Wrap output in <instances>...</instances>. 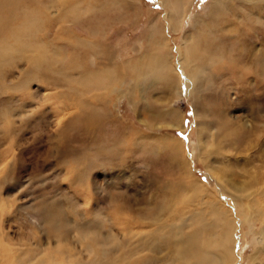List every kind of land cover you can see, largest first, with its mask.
<instances>
[{
    "label": "rangeland",
    "instance_id": "obj_1",
    "mask_svg": "<svg viewBox=\"0 0 264 264\" xmlns=\"http://www.w3.org/2000/svg\"><path fill=\"white\" fill-rule=\"evenodd\" d=\"M129 1L131 12L115 0H0V45L26 42L30 50L0 62V264H145L153 251L146 241L160 264H172L166 222L202 206L184 195L186 173L236 215L238 264H264L263 253L254 260L264 250L260 225L247 220L251 209L235 197L264 190V0H235L233 16L219 30L207 28V39L222 36L227 49L208 54L222 60L208 62L212 73L199 93L187 95L184 81L168 95L151 84L135 94L136 104L123 68L114 84L91 86L83 76L102 81L107 69L133 59L134 49L144 51L147 11L160 4ZM207 1L192 0L179 29L168 33L175 58ZM30 18L36 23L23 28ZM236 57L240 64L228 65ZM199 136L204 159L196 157ZM170 140L183 145L190 172L169 157Z\"/></svg>",
    "mask_w": 264,
    "mask_h": 264
},
{
    "label": "bare ground",
    "instance_id": "obj_2",
    "mask_svg": "<svg viewBox=\"0 0 264 264\" xmlns=\"http://www.w3.org/2000/svg\"><path fill=\"white\" fill-rule=\"evenodd\" d=\"M115 1L120 6V8H122L121 9L122 12H131L133 10L132 9L133 5H132L131 1H129V0H115ZM234 1L235 0H208L207 3L202 8L201 14L199 13L200 15L198 14V15H194L192 17L193 19L190 22L191 31H187L184 33L181 44L176 48L177 56L175 58V56L173 54H171V52H170V45L168 43V41H169L168 33L169 32H175V31H177V29H179V25L182 24V20H183L182 18L184 16H185V18L187 17L188 13L191 11L194 4L192 5V3H191L192 0H158V2L160 4V10L155 11V12H153L152 10L151 11L146 10L147 11V15H146L147 19H146V24H145V29H144L145 31L143 34V40L145 42L144 51L143 52L142 51L136 52V49H134L133 50L135 53L134 58L131 60H128L125 63L120 62V63L116 64V66L112 69H107L109 71V73L107 72L106 74L102 75L103 76V78L101 77L102 81L100 78L97 81H96V79H94V78H96V76L93 75L95 72L92 74L93 75L92 79L89 78L90 75L87 76V75L82 74L86 78L85 82H89V84L91 86H94L97 84L102 86L108 80L111 81L113 78H117L118 73H120L122 71L121 69L123 68L124 70H126V73L128 74L127 78H129V80H127V78H126L127 83L125 85V91L128 94L130 101H132L133 104H136V102L138 101V100L137 101L135 100L136 101L135 102L133 100L135 98V94L138 95L137 92H139L140 90H141L140 93L146 91L147 86L148 85L150 86L151 84L152 85L155 84L162 91H165V92L168 91L169 92V93H166L165 95H168L171 92L172 93L174 92L176 94L181 92V89L183 87L182 81H184V83H185L184 86L186 88V92L188 93L187 95L191 94L192 91L199 90L201 88V86L203 85L204 81L206 79L210 78L211 73H212L211 69H210V65L208 64V62H210V64L213 63L216 65V64L220 63L222 60V57H214L213 55H212L213 57L207 58L208 54L209 53H215V51L223 52L227 49L223 45L222 36L220 37V39L215 38V37H212L211 40L207 39V37H206L207 28H209V29L214 28L216 30L215 27H217V29L219 30V25H220V22L222 21V19L223 18L226 19V16L227 17H230V15L233 16V14H231V12H235L234 7H232V3H234ZM241 1H243V2L248 1L249 2V1H254V0H241ZM114 4H115V2H114ZM65 6H66V4H65ZM77 6H78V4H77ZM138 8H141V7L139 6ZM78 10H79V8H78ZM82 14H84V13H82ZM102 14H103V12H102ZM61 17H63V16H61ZM3 18H5V16ZM70 18H68V19H70ZM22 20H21V22H22ZM45 20H47V19H45ZM34 21H35V19H33V18H30L28 21L26 20V24L23 25V28H26L29 26L31 27L34 23H36ZM208 23H209V25H208ZM0 24H2V23H0ZM252 36H254V34ZM208 37H210V34ZM17 39L19 41V38H17ZM143 40H141V41H143ZM39 44L40 43H38V46H39ZM34 45L35 44H33L32 46L34 47ZM46 46L41 45L42 48H44ZM72 48H74V47H72ZM19 49L21 51H27V55L30 52L29 44L26 42L21 44V45H18V46L16 44L15 47H14V45L13 46L12 45L4 46L1 44L0 45V62H5L8 57H10L12 54H14L15 51H17ZM138 50H139V48H138ZM238 51H239V48H238ZM252 51H253V49H252ZM242 56H244V55H242ZM239 57H241V56H239ZM239 57L235 58L238 60L231 61L230 64H228V65L233 64L232 66H234V67L236 66V64L239 65L240 64L239 62L241 60ZM228 59H229V57H228ZM249 59H250L251 63H253L252 61H255V60H253V58H249ZM41 60H43V59H41ZM248 65L249 64H247V66L244 65V67L248 70L250 68V71L254 70L253 65H252V67L250 65L249 66ZM255 65H256V62H255ZM255 73H257V72H255ZM123 74H125V73H123ZM250 74H253V73H250ZM256 79H257V77H256ZM111 83H112V81H111ZM112 84H114V83H112ZM88 87H89V85H88ZM96 90H98V89H96ZM195 95L197 96V94H195ZM128 96H127V98H128ZM140 96H141V94H140ZM167 98H169V97L167 96ZM164 99H166V98H164ZM97 101H99V100H97ZM194 105L196 107H199L200 103H199L198 99L194 100ZM93 113H94V111L92 113L91 112H85V114H84V116H82V118L87 120L86 117H88V118L92 117L94 115ZM99 113H100V111H99ZM168 113H169V111H168ZM196 113H198V112H196ZM96 116H99L98 112L96 113ZM174 119H175L174 117L171 118L172 121H175ZM81 121H83V120H81ZM94 121H96V119ZM68 125H69V123L67 122L64 127L66 128V126H68ZM201 125L203 126V124H201ZM223 127H225V126L223 125ZM248 127H249V125H248ZM201 133H203L202 129H200L198 131V135H200ZM213 143L215 145L216 140ZM165 144H166V148L169 150V155H170L169 157L175 161L180 162V164L185 167L184 171L190 172L189 168L187 167L188 162L185 158L186 156H184L183 152H181V148L183 151V145L181 144V142L177 141V140L176 141L170 140V141L166 142ZM196 147L198 149V154L196 156V157H198V159H204L205 155H207L205 158L208 157V154L205 150L204 142L200 136L198 138V142H197ZM186 175L188 178L187 179L188 184L186 186L182 185L184 195H186L187 198H189L190 202L200 200L201 201L200 204H202V206L198 209L192 210L189 213V215L188 214H186V215L180 214V216H178V218H177V221H169L168 223L166 222L165 225L168 228V234L164 233L165 236L163 238H164V240L167 239V241L170 243L169 244L170 248L168 249L170 254L168 256H169V259L171 260V263L172 264H238L239 257H238V254L236 252V249H235V247H236L235 231L237 228V222L235 220L236 215L234 214L233 211L229 210L230 208L227 209V207H225L224 204L214 195V192H212L210 189H208L205 184L196 180L192 174L186 173ZM215 181L217 183H219L221 186H224V184L220 180V177H217V180H215ZM222 189H223V191H222L223 193L225 191H227V192L231 191L227 187H225V189L224 188H222ZM171 193H172L171 196L176 197V195L179 192H177L175 190V191H171ZM258 194L259 195L257 196V198L252 197L251 196L252 194H250V193L247 194L246 196L244 194L242 196L240 194H238V195H235V197L239 201L238 202L239 206H245L246 205L247 207H249L251 209L249 212L250 213L252 212V213L251 214L249 213L250 215H248L247 220L250 221L252 219L254 224L260 225L259 234L261 235L260 236L261 240H259V241L264 243V205H263L262 200H261V199H263V201H264V190H261ZM160 216L161 215H159V218H160ZM193 224H194V226H193ZM188 225L193 226V228L189 229V231L185 230V227H188ZM161 228H163V227L162 226L160 228L157 227L156 230L159 231ZM149 233L151 234L152 232L149 231ZM253 233H255V232H253ZM135 235H136V233L133 234V236H135ZM155 235L153 234V236H155ZM128 236H130V235H128ZM139 236L141 237L142 235L140 234ZM147 238H148V235H147ZM48 240H50V239H48ZM47 243H49V242H47ZM259 244H260V242H259ZM144 245L146 247V250L148 248H151L154 251V248H155L154 244H152V243L150 244V242L146 241ZM147 245H149V246H147ZM58 246H59V244H58ZM57 250H59V249H57ZM60 250H62V249H60ZM153 251H151V252L149 250L147 251L149 254L147 256L145 255V261H146L145 264H160L159 259H157V257H155V255H153L154 254V253H152ZM263 251H256L255 252V254H254V260L255 261L259 259L261 253L264 254ZM18 255H17V258H19ZM53 256L54 255H52V257ZM73 257H75V256H73ZM0 258H2V257H0ZM41 263H43L42 258H41Z\"/></svg>",
    "mask_w": 264,
    "mask_h": 264
},
{
    "label": "snow or ice",
    "instance_id": "obj_3",
    "mask_svg": "<svg viewBox=\"0 0 264 264\" xmlns=\"http://www.w3.org/2000/svg\"><path fill=\"white\" fill-rule=\"evenodd\" d=\"M201 2H203V0H201Z\"/></svg>",
    "mask_w": 264,
    "mask_h": 264
}]
</instances>
